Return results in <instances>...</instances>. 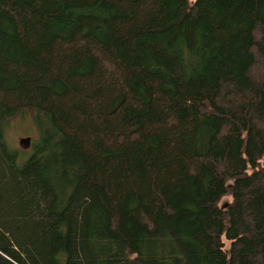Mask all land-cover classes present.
Listing matches in <instances>:
<instances>
[{"label": "trees", "instance_id": "16d2710c", "mask_svg": "<svg viewBox=\"0 0 264 264\" xmlns=\"http://www.w3.org/2000/svg\"><path fill=\"white\" fill-rule=\"evenodd\" d=\"M216 12L221 59L205 64L189 100L208 135L206 153L191 154L167 179L156 219L141 227V186L156 166L170 171L172 153L168 133L141 116L151 109L149 91L124 98L126 65L131 74L136 64L116 45L155 42L163 55L180 48L190 31L202 35L199 1L0 0V20L12 25L0 34V138L12 115L38 129L26 162L35 168L17 165L29 174L25 185L11 188V174L0 195L3 205L20 200L13 220L32 250L59 248L64 264H194L195 246L209 264H264V5L236 0ZM115 115L123 123L111 131ZM48 190L64 199L50 207L39 199ZM29 198L46 211L39 222L19 217ZM175 202L186 218L180 230ZM139 227L143 259L131 238ZM98 228L107 245L93 243Z\"/></svg>", "mask_w": 264, "mask_h": 264}, {"label": "rangeland", "instance_id": "374dc122", "mask_svg": "<svg viewBox=\"0 0 264 264\" xmlns=\"http://www.w3.org/2000/svg\"><path fill=\"white\" fill-rule=\"evenodd\" d=\"M193 3L195 0H190ZM200 5L199 23L202 27V35L199 36L195 31H190L182 43L181 47L168 52L163 55L159 44L152 42L145 44L141 41L125 42L123 39L116 45V49L123 55L129 57L136 65L129 74L126 65V78L124 80V98L131 96L136 89L139 91L143 88L149 91L152 99H149L151 109L143 116V121L155 122L156 128H162L168 133L169 147L172 153V162H169L165 171L164 167L160 169L155 167V177L152 181L143 183L140 191V225L144 226L147 222L154 221L157 217L158 206L154 204L155 197H163L164 189L167 183L170 182V176L179 171L183 163L189 160L187 157L193 154L196 157L203 156L206 153L207 133L206 130L198 124V120L190 108V102H195L192 98H197L200 85L196 83L198 77L203 71L205 64H213V67L219 65L221 59V44L216 39L218 27L214 22V18L218 15L217 8L219 5L225 3L231 4L236 0H198ZM246 1V0H242ZM259 3L264 5L262 0ZM0 20V34L2 30L11 31L12 25H6ZM126 29L122 33H126ZM119 33V32H118ZM117 32L116 41L121 39ZM127 35V34H126ZM124 37V36H123ZM111 50L115 54L114 43H111ZM161 53V54H160ZM162 55V56H161ZM264 69H259L258 75ZM257 69L252 71V76L258 77ZM150 79V80H149ZM131 87H129V86ZM135 94V93H134ZM133 94V95H134ZM126 102V101H125ZM116 116V115H115ZM123 118H111V125L113 130H118L121 127ZM38 129L34 122L28 117H20L19 115H12L8 120L4 129L3 136L0 138L2 146H0V172L5 167L3 161H8V168L5 169L7 173L0 176V192L4 189L7 179L11 174L18 176L17 182L11 186L15 188L17 183L24 186V180L27 181L28 173L24 175L16 172L17 165L28 166L26 163L29 158L35 156V144H37ZM29 137L31 139L30 145L27 149L20 147L19 140L21 138ZM38 145V144H37ZM36 145V146H37ZM48 152L52 150L47 147ZM45 149H38V153L44 154ZM10 155L8 159V155ZM39 154V155H40ZM35 164L30 161L26 171L34 169ZM12 172V173H10ZM47 176L48 173H43ZM163 177V180L162 178ZM24 179V180H23ZM41 191H44L41 189ZM39 193V199L46 202L50 207H54L64 199V194L53 193L51 190ZM50 194V195H49ZM39 200V201H40ZM230 198H224L220 206L224 207ZM74 201V205H75ZM4 204L0 195V264H64L63 257L59 255V248L50 249L44 253L32 250L26 244L25 239L22 237L20 225L13 220L14 211L20 206V200L10 204ZM62 204V203H61ZM155 205V206H154ZM181 202H175V210L177 211L180 220V229L186 226V218L181 212ZM67 213L64 212V219L69 223V231L72 230V220H68ZM46 211L43 207L35 205L31 198L25 202L23 210L20 212L19 217L22 221L30 223V221L39 222L45 217ZM56 226L60 227L61 221ZM60 225V226H59ZM141 227L133 230L132 245L139 259H143V246L141 243ZM98 233H93L92 241L95 238L102 245H107L103 235L105 234L102 229H97ZM72 232V231H71ZM69 232V234L71 233ZM29 244V243H28ZM228 243H225V248H228ZM28 246V247H27ZM190 253L194 264H209L207 260L198 258L197 248L190 246ZM69 259L66 264H74L73 260ZM11 262V263H10Z\"/></svg>", "mask_w": 264, "mask_h": 264}, {"label": "water", "instance_id": "95a60500", "mask_svg": "<svg viewBox=\"0 0 264 264\" xmlns=\"http://www.w3.org/2000/svg\"><path fill=\"white\" fill-rule=\"evenodd\" d=\"M30 141H31V139H30L29 137L21 138V139L19 140L20 147H21L22 149H27V148L29 147V145H30Z\"/></svg>", "mask_w": 264, "mask_h": 264}]
</instances>
